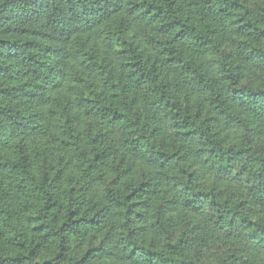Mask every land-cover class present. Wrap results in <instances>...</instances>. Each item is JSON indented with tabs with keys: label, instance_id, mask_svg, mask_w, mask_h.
Instances as JSON below:
<instances>
[{
	"label": "trees",
	"instance_id": "obj_1",
	"mask_svg": "<svg viewBox=\"0 0 264 264\" xmlns=\"http://www.w3.org/2000/svg\"><path fill=\"white\" fill-rule=\"evenodd\" d=\"M0 264H264V0H0Z\"/></svg>",
	"mask_w": 264,
	"mask_h": 264
}]
</instances>
